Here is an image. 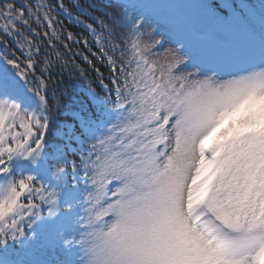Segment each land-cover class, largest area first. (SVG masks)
I'll use <instances>...</instances> for the list:
<instances>
[{"label":"snow or ice","instance_id":"obj_1","mask_svg":"<svg viewBox=\"0 0 264 264\" xmlns=\"http://www.w3.org/2000/svg\"><path fill=\"white\" fill-rule=\"evenodd\" d=\"M0 21V264H264V0H0Z\"/></svg>","mask_w":264,"mask_h":264},{"label":"trees","instance_id":"obj_2","mask_svg":"<svg viewBox=\"0 0 264 264\" xmlns=\"http://www.w3.org/2000/svg\"><path fill=\"white\" fill-rule=\"evenodd\" d=\"M105 3L109 2V0H104ZM0 23H2V21H0ZM70 21H66V24L70 25ZM69 30H75V31H79L78 29H73V28H69ZM73 48V52L76 51H82V52H87L86 49H83L82 45H72ZM61 51H65L64 49H60ZM93 51H95V49H93ZM89 59H93L94 62L97 64V67L101 68V71L105 72V75H107V71L106 69L103 67V65H100L98 61H95V59L89 54ZM75 62L77 64H80V66L82 68H85L86 71L89 72V78L90 79H94L95 78V73L92 71V69L88 68L86 64L83 63V59L82 57H76L75 58ZM76 76H78V73L76 74ZM54 80L56 81L58 87H57V92L59 93H63L65 90V85L69 84V83H77V79H73L71 81H69L68 79V73L65 72L63 75H61L59 73V70H57V74L54 77ZM63 81V83H60V81ZM79 97V93L78 92H74L73 90H69V98L64 100V103L66 104V108L64 111L71 113L72 111L77 110V108L79 107V105L77 104V99ZM71 116L69 115L67 118H70Z\"/></svg>","mask_w":264,"mask_h":264}]
</instances>
